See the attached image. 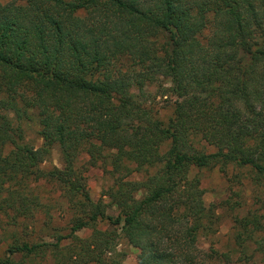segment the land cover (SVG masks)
Returning <instances> with one entry per match:
<instances>
[{"label":"trees","instance_id":"trees-1","mask_svg":"<svg viewBox=\"0 0 264 264\" xmlns=\"http://www.w3.org/2000/svg\"><path fill=\"white\" fill-rule=\"evenodd\" d=\"M160 78L166 121L145 90ZM54 146L61 166H44ZM230 165L264 186V0H0V264H127L119 238L137 264H219L198 246L213 212L191 171ZM98 166L114 216L86 191ZM261 218L238 219L235 243L255 236L264 264Z\"/></svg>","mask_w":264,"mask_h":264},{"label":"rangeland","instance_id":"rangeland-1","mask_svg":"<svg viewBox=\"0 0 264 264\" xmlns=\"http://www.w3.org/2000/svg\"><path fill=\"white\" fill-rule=\"evenodd\" d=\"M161 85L168 87L169 82L166 79L160 78L157 82L147 85L145 90L147 91L146 97L148 103L153 104L160 118L166 121L172 114L173 98L158 95L159 91H161ZM25 137L34 146L40 144V139L34 128H26ZM86 160L87 157L85 155H80L78 158L79 163L84 164ZM43 164L47 167L53 165L61 166L57 147L54 146L52 148L51 155ZM195 172L199 175L201 187L204 189V202L213 212L211 232L198 235V246L202 252H208L209 246H213L219 253V258L216 259L219 264H246L247 262L244 261L250 259L251 255L256 259L257 264H260L259 256L254 250L256 245L253 239L255 236L247 242L248 248L245 253L240 252V249L236 247L235 240L236 233L240 228L238 226V219L248 215L250 212L264 216V186L253 183L249 177V172L245 168L242 169L231 165L225 172L220 171L217 167L194 170L191 171V174ZM85 177L86 191L90 197L94 200L102 198V201L107 204V213L113 216L116 215V209L108 204L109 199L103 195L112 182L109 174L98 166L90 167L85 172ZM38 191L45 197H48L49 194L51 199H53L50 202H55L52 209V224L57 227H66L69 215L63 206L56 204V202L60 203L56 188L51 184L42 183L39 185ZM39 216L38 219H42L41 214ZM261 219L264 220L263 218ZM40 224L41 222L38 221L34 225L36 236L39 235L38 237L47 241H54V238L50 237L49 234L51 230L41 231ZM31 226L32 224L28 230L32 229ZM99 227L103 229L109 228L106 222L101 223ZM62 232L66 231L63 230ZM87 233L88 231L82 230L79 232V235L84 236ZM262 234L264 236V232ZM3 246L4 244H2L0 251L3 249ZM117 248L126 251L124 261L127 264H137L139 259L138 250L129 246L123 238H119ZM226 257H229V260ZM227 260L229 263L226 262ZM39 264H51V260L47 258L40 261Z\"/></svg>","mask_w":264,"mask_h":264}]
</instances>
